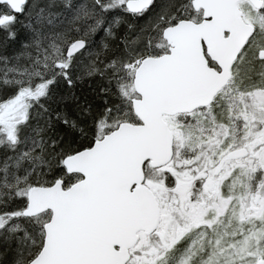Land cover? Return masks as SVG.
I'll list each match as a JSON object with an SVG mask.
<instances>
[{"label": "snow or ice", "instance_id": "snow-or-ice-1", "mask_svg": "<svg viewBox=\"0 0 264 264\" xmlns=\"http://www.w3.org/2000/svg\"><path fill=\"white\" fill-rule=\"evenodd\" d=\"M0 264H264V0H0Z\"/></svg>", "mask_w": 264, "mask_h": 264}]
</instances>
